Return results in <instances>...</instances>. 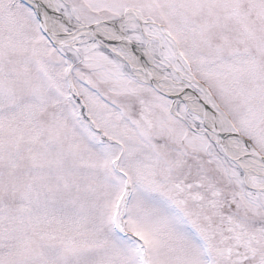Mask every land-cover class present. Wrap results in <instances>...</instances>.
I'll use <instances>...</instances> for the list:
<instances>
[{
  "label": "snow or ice",
  "instance_id": "snow-or-ice-1",
  "mask_svg": "<svg viewBox=\"0 0 264 264\" xmlns=\"http://www.w3.org/2000/svg\"><path fill=\"white\" fill-rule=\"evenodd\" d=\"M0 264H264V0H0Z\"/></svg>",
  "mask_w": 264,
  "mask_h": 264
}]
</instances>
